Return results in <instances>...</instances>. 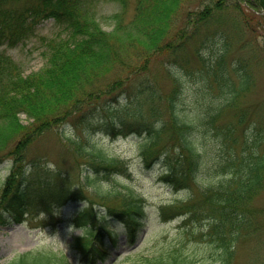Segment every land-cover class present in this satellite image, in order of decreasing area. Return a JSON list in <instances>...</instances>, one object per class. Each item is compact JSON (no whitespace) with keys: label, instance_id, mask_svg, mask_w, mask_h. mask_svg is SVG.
<instances>
[{"label":"trees","instance_id":"trees-1","mask_svg":"<svg viewBox=\"0 0 264 264\" xmlns=\"http://www.w3.org/2000/svg\"><path fill=\"white\" fill-rule=\"evenodd\" d=\"M100 1L0 0V47L16 48L48 19H54L61 30L45 40L47 62L34 73L25 75L7 52L0 51V162L12 157L10 173L2 186L0 225L24 222L35 199L51 211L55 204L78 201L83 196V190L71 184L68 174L50 169L47 158H33L26 166L28 149L40 136L67 124H85L103 110L125 116L128 105L137 101L138 108L127 113L130 121L122 120L118 127L109 117L111 123L103 121L102 128L113 130L108 132L113 135L141 134L144 162L148 166L160 162L164 167L162 178L172 188L179 190L197 183L204 165H211L209 176H215L217 183L200 187L199 198L188 194L162 207L164 221L180 217L179 231L172 239L159 238L157 249L149 255H130L127 260L130 264H197L201 251L208 250L217 253L220 264H230L235 242L252 226L250 204L264 186V132L253 145L259 151L239 155L230 149L212 164L199 150L197 139L214 130L229 137L235 130L232 125H221V116L228 109H236L241 97L255 85L253 71L264 59V51L251 39L258 62L252 58L246 63L238 59L229 64L227 55L235 46L249 48L245 38L249 35L256 40L264 38V0H136L130 19V0H110L122 6L120 13L110 17L112 30L104 29L96 17ZM211 26L215 27L216 39L224 44L211 56L204 87L188 93L186 103L187 80L177 66L187 65L191 57L205 62L201 57L204 47L196 37ZM164 66H169L173 81V89L166 95L156 88L155 74L156 68ZM231 69L236 78L230 76ZM209 74L215 79L210 80ZM214 85L217 101L210 100L205 89L213 92ZM123 96L129 101H123ZM160 102H165V119ZM144 107L148 108V118ZM22 115L28 124L23 123ZM246 116L241 114L235 125L244 124ZM128 125L132 126L130 130ZM165 139L178 141L180 153L176 158L164 150ZM69 141L78 157L89 163L83 176L87 183L127 171L125 161L109 157L95 146L84 147L71 138ZM234 143H230L232 148ZM97 196L120 201L122 207H109V212L125 224L129 241L135 242L146 221L142 196L129 189L126 195L97 192ZM91 203L77 211L75 222L84 233L74 237L72 244L80 250L85 264L104 260L106 238L118 243L119 237L106 214L97 218ZM202 240L214 249H201ZM11 264L72 263L64 254L27 252Z\"/></svg>","mask_w":264,"mask_h":264},{"label":"rangeland","instance_id":"rangeland-1","mask_svg":"<svg viewBox=\"0 0 264 264\" xmlns=\"http://www.w3.org/2000/svg\"><path fill=\"white\" fill-rule=\"evenodd\" d=\"M129 2L127 19L132 17L136 0H130ZM121 11L122 6L119 2L101 0L97 6L96 17L104 29L112 30L114 22L110 17ZM215 32V27H207L196 37L198 44H202L204 47L205 53H201L204 63L196 57H191L187 65L177 66V71L184 74L187 80V89L184 94L186 103L190 99L188 93L204 87V77L207 78L208 67L213 62L211 56L218 54L219 49L223 47L224 43L216 39ZM60 33L61 30L55 24L54 19H48L38 25L36 34L29 40L19 44L16 48L2 46L0 51L7 52L21 66L24 74L28 75L39 71L46 65L45 53L47 48L45 40L49 37H56ZM245 38L251 49H242L239 46L231 48L227 55L229 64L238 59L243 63H246V59L252 60V58L256 61L254 50L249 42L251 39L254 41V45L258 46L262 52L264 51L263 37L256 40L249 35ZM168 67H158L155 70L156 88L165 95L173 89V81L169 77ZM253 73H255L256 82L251 91L241 97L236 109H228L221 116V125L226 124L235 127L232 135L225 137L226 134L220 135V132L214 130L213 134H206L204 138L197 139L199 150L206 153L211 164L218 162L222 155H227L230 149H234L239 155L250 153L255 149L259 151L253 145H255L256 137L264 132V59L256 65ZM230 76L236 78V72L233 69L230 71ZM209 78L210 80L215 79L211 74H209ZM215 85L213 86L215 88L213 92L209 91L208 87L205 89L209 99L217 101L219 94ZM122 100L129 101L128 98L125 100L124 96ZM135 104H137V101L128 105V110L125 112L126 117L121 113L114 115L103 110L98 116L95 115L89 120H85V124H67L66 127L54 128L44 133L29 147L26 166L33 158H47L50 169H61L68 174L71 184L76 189L83 190V196L78 201H69L63 205L55 204L52 206L51 211L43 209L41 202L35 199L31 206L33 209L24 222L21 224L0 225V264H11L19 254L27 252L40 254V252L48 253L51 251H56L59 255L64 254L72 264H85L80 250L72 244L74 237L84 233L83 227L78 226L75 222L77 211L90 202H92L91 206H94L98 212L97 218L100 217L101 213H106L110 226L119 233L118 243L111 242L109 238H106L108 241L106 258L97 261L96 264H130L131 261L127 260L130 255H149L150 252L157 249L156 244L159 238L169 240L175 237L179 231L180 217L177 216L164 221L161 208L180 201L188 194L196 195L199 198L202 193L200 187L215 185L217 182L214 181L215 176H209L211 165H204L197 183L179 190L172 188L162 178L161 173L164 167L160 162H156L151 166L144 162L141 153V134L131 132L127 135H113L108 133L113 132V130H109L107 127L102 128L101 123L103 121L111 123L109 117L112 121L118 123V127L121 126L122 120L130 121L127 113L132 114L138 108ZM164 104L165 102H160V106L163 108L161 115L165 119L168 114ZM205 105L207 106L208 103L205 102ZM160 106L157 103V107L160 108ZM144 108V115L148 118V108ZM243 113L247 115L246 122L236 126L239 116ZM22 119L24 124L29 123L25 116H22ZM131 127V125H128L127 130H130ZM70 138L80 142L84 147L95 146L109 157L120 158L127 163V171L106 178L99 176L92 183H87L86 178L83 176L88 172L86 165H89V163L85 158L78 157L75 146L69 141ZM248 139L251 142H248ZM233 141H235V145L232 148L230 143H233ZM163 143L164 150H168L170 155L176 158L180 153L178 141L176 139H165ZM11 158L9 156V158L7 157V159L0 162V198L3 193L2 186L11 170ZM128 189L143 197L146 210L145 226L139 231L135 242L129 241L125 224L109 212V207L112 209L122 207L120 201L113 197L101 199L100 196H97V192L102 195L116 192L126 195ZM250 209L252 210V226L243 231L239 240L235 242L234 257L230 264H264V186L253 198ZM97 224L96 222L95 226ZM202 224L207 225V223ZM208 244L207 240H202L200 248L214 249ZM217 258L216 252L208 250L204 252L203 250L198 257L197 264H220Z\"/></svg>","mask_w":264,"mask_h":264}]
</instances>
